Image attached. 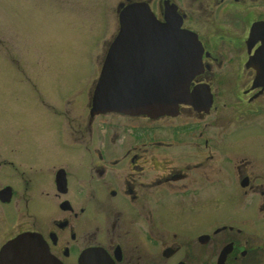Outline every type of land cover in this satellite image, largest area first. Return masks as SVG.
<instances>
[{
  "label": "flooded vegetation",
  "instance_id": "1",
  "mask_svg": "<svg viewBox=\"0 0 264 264\" xmlns=\"http://www.w3.org/2000/svg\"><path fill=\"white\" fill-rule=\"evenodd\" d=\"M122 2L196 36L185 102L93 115L97 78L68 125L21 107L24 132L0 135V264H264V0ZM165 42L121 38L118 72L165 88Z\"/></svg>",
  "mask_w": 264,
  "mask_h": 264
},
{
  "label": "rangeland",
  "instance_id": "2",
  "mask_svg": "<svg viewBox=\"0 0 264 264\" xmlns=\"http://www.w3.org/2000/svg\"><path fill=\"white\" fill-rule=\"evenodd\" d=\"M122 4V0H0L1 136L24 132L25 117L14 112L40 101L49 107L58 104L60 119L66 118L68 125L70 115L62 116V110L68 101L89 102L120 15L128 7ZM171 56L172 60L176 55Z\"/></svg>",
  "mask_w": 264,
  "mask_h": 264
},
{
  "label": "water",
  "instance_id": "3",
  "mask_svg": "<svg viewBox=\"0 0 264 264\" xmlns=\"http://www.w3.org/2000/svg\"><path fill=\"white\" fill-rule=\"evenodd\" d=\"M136 4L125 7L120 15L121 30L112 41L95 87L91 113L93 115L117 112L148 116L167 112L178 103L185 102L189 83L200 67V45L191 32L181 31L178 25L158 26L153 24L148 6L137 8ZM127 25H135V34L140 37H160L157 30H165L176 42L171 47V75L165 88L154 86L151 76H127L118 72L119 48ZM168 34V33H167ZM169 35V34H168ZM183 42L184 45H180ZM183 49V50H181ZM181 64L183 65L181 68ZM181 70L184 72L181 74Z\"/></svg>",
  "mask_w": 264,
  "mask_h": 264
},
{
  "label": "bare ground",
  "instance_id": "4",
  "mask_svg": "<svg viewBox=\"0 0 264 264\" xmlns=\"http://www.w3.org/2000/svg\"><path fill=\"white\" fill-rule=\"evenodd\" d=\"M134 26L135 25H127V27H125V32H123L122 33V35L123 36H125L126 35V37H129V38H136V39H145V38H149V39H154V38H161V39H164V40H166V44H169V43H172V41H174V42H176L175 41V39H173L172 38V36H171V34L169 33V31H167V28H165V30H158V32H157V34L160 36L161 34H162V36H160V37H154V38H152L151 36H148V37H140V36H137L136 34H135V28H134ZM169 35H168V34ZM123 38H125V37H123ZM140 41H142V40H140ZM198 41V40H197ZM199 43V42H198ZM164 44V42L162 43V45ZM157 45H159V43L157 44ZM156 45V46H157ZM180 45H184V43L183 42H180ZM200 45V44H199ZM200 49H201V46H200ZM89 96V95H88ZM14 113H19L20 114V110H19V112H14ZM12 122V121H11ZM15 123V127H18V125H19V123H16V122H14ZM12 125H13V122L12 123H10V128L12 127ZM94 258V256H87L86 257V259H85V263L86 264H89V263H91V261H92V259Z\"/></svg>",
  "mask_w": 264,
  "mask_h": 264
}]
</instances>
